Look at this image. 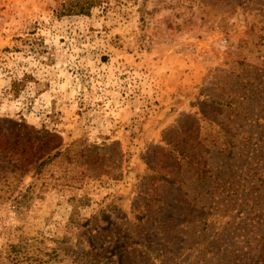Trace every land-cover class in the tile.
Here are the masks:
<instances>
[{"label":"rangeland","instance_id":"obj_1","mask_svg":"<svg viewBox=\"0 0 264 264\" xmlns=\"http://www.w3.org/2000/svg\"><path fill=\"white\" fill-rule=\"evenodd\" d=\"M65 1L0 0V264H264V0ZM202 114L238 146L152 185Z\"/></svg>","mask_w":264,"mask_h":264},{"label":"trees","instance_id":"obj_2","mask_svg":"<svg viewBox=\"0 0 264 264\" xmlns=\"http://www.w3.org/2000/svg\"><path fill=\"white\" fill-rule=\"evenodd\" d=\"M93 5V0H67V2H63L62 8L65 13L84 14ZM213 111L216 110L214 109ZM259 121L260 119H256V123H259ZM217 127H220L219 130H217ZM173 131L172 134L167 132L164 136L167 148H162L160 151L162 158L166 157L167 159L162 166H160V162L156 163V167L153 169L156 174L152 185H155L158 181H163L166 185L172 187L177 185L178 189L181 190V181L177 177L179 172L185 166L199 165L206 154L214 153L213 149L218 147L215 142H218L222 138L224 139L222 144L225 147L221 151L226 152L229 149L227 157H230L229 155H231L232 150L238 146L233 141L234 135L230 133V124L226 125L224 122L217 123L215 118L209 119L208 115L204 114H202L201 119H197L195 116L184 118ZM246 139L252 140V137H247ZM208 140L209 143L205 144ZM249 143L251 144L252 141H249ZM197 170L199 176L202 179H206L208 172L205 171V167H199ZM153 191L154 194H157L158 188ZM263 250L264 248L258 250L259 259L263 256ZM9 257H13V260L17 257L15 250L13 255L11 254Z\"/></svg>","mask_w":264,"mask_h":264}]
</instances>
